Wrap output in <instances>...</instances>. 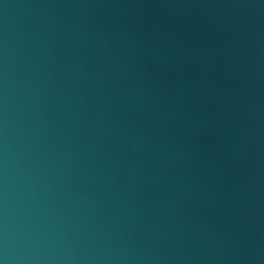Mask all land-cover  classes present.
Instances as JSON below:
<instances>
[{
    "label": "water",
    "instance_id": "water-1",
    "mask_svg": "<svg viewBox=\"0 0 264 264\" xmlns=\"http://www.w3.org/2000/svg\"><path fill=\"white\" fill-rule=\"evenodd\" d=\"M0 264H264V0H0Z\"/></svg>",
    "mask_w": 264,
    "mask_h": 264
}]
</instances>
